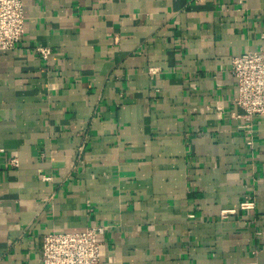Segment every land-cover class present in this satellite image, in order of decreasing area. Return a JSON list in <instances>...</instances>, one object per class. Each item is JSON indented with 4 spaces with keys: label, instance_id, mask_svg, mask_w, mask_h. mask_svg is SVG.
<instances>
[{
    "label": "crops",
    "instance_id": "1",
    "mask_svg": "<svg viewBox=\"0 0 264 264\" xmlns=\"http://www.w3.org/2000/svg\"><path fill=\"white\" fill-rule=\"evenodd\" d=\"M24 13L0 50V264H38L46 232L95 224L102 264H264V116L242 125L231 73L264 49V0Z\"/></svg>",
    "mask_w": 264,
    "mask_h": 264
},
{
    "label": "built area",
    "instance_id": "2",
    "mask_svg": "<svg viewBox=\"0 0 264 264\" xmlns=\"http://www.w3.org/2000/svg\"><path fill=\"white\" fill-rule=\"evenodd\" d=\"M24 0H0V50H13L25 34ZM36 50L47 60L51 48L39 45ZM152 69H150V72ZM231 73L236 80L237 94L233 104L242 109L237 117L251 131L256 117L264 116V49L248 50L232 58ZM222 110V107H218ZM50 179L49 176H44ZM242 209L253 206L241 202ZM107 225L95 224L84 231H48L38 264H102V247ZM246 264H256L249 262Z\"/></svg>",
    "mask_w": 264,
    "mask_h": 264
}]
</instances>
